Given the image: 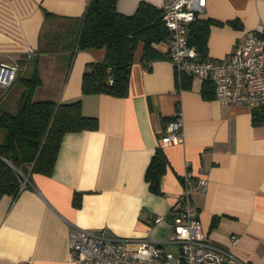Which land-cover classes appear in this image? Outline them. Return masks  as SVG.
Wrapping results in <instances>:
<instances>
[{
    "label": "crops",
    "instance_id": "crops-1",
    "mask_svg": "<svg viewBox=\"0 0 264 264\" xmlns=\"http://www.w3.org/2000/svg\"><path fill=\"white\" fill-rule=\"evenodd\" d=\"M140 2L158 9L164 0H117L116 9L131 15ZM86 5L87 0H0V64L22 63L33 48L41 79L33 100H79L82 114L98 121L96 130L63 135L49 175L32 174L31 186L15 199H0V264H73L72 226L165 242L186 175L208 181L205 194L191 196L208 239L242 261L264 264V112L206 99L195 78L189 88L178 89L166 41L153 44L162 57L147 62L146 70L143 45H137L126 97L83 94L82 73L105 54L104 48L74 46ZM44 12L55 18L45 20ZM199 18L219 23L209 27L204 59H223L247 30H264V0H206ZM29 65L5 98L0 95L9 112L16 111L24 92L19 78L32 71ZM177 106L182 142L161 146ZM255 117L259 124H253ZM158 146L167 160L161 194L145 180ZM74 193L81 195L79 207L72 205ZM156 217L164 220L154 223Z\"/></svg>",
    "mask_w": 264,
    "mask_h": 264
},
{
    "label": "trees",
    "instance_id": "trees-1",
    "mask_svg": "<svg viewBox=\"0 0 264 264\" xmlns=\"http://www.w3.org/2000/svg\"><path fill=\"white\" fill-rule=\"evenodd\" d=\"M116 2L117 0H87L85 12L79 20L75 48L105 50L103 60L88 64L82 73L83 94L126 97L133 53L139 43L143 45L145 64L162 57L153 47V44L168 38V32L161 21V8L140 2L133 14L125 15L117 11ZM44 17L45 20L55 18L49 12H44ZM212 24L219 23L198 17L187 27V43L196 49L201 59L207 54L209 27ZM42 38L46 40L48 36L43 35ZM36 64L34 56L26 65L32 71L19 78V85L24 88V92L16 111L12 113L0 107V199L3 196L15 199L19 195L22 191L20 174L27 176L30 181L32 174L51 173L64 134L92 131L98 127L96 118L82 114L79 100L70 103L33 100L36 88L41 85ZM191 79L186 74L180 75L178 83L176 77L177 88H189ZM201 94L206 99L213 97L210 81L202 82ZM260 122V119L253 118V124ZM166 165L165 154L158 146L145 172L149 189L155 194H161L160 179L166 171ZM80 199L81 195L74 193L72 205L79 207ZM216 223L217 218H213L211 227H215Z\"/></svg>",
    "mask_w": 264,
    "mask_h": 264
},
{
    "label": "built area",
    "instance_id": "built-area-1",
    "mask_svg": "<svg viewBox=\"0 0 264 264\" xmlns=\"http://www.w3.org/2000/svg\"><path fill=\"white\" fill-rule=\"evenodd\" d=\"M205 3L206 0H164L161 6V21L168 32L166 57L173 66L177 82L184 74L201 82L210 81L213 98L221 106H245L264 112V30L261 27L247 30L242 39L234 44L228 57L201 59L196 49L188 45L186 36L188 25L203 12ZM34 56L36 51L29 47L23 55V63L13 60L0 64V89L11 88L19 71L25 69ZM182 139L183 121L177 106L174 119L167 123L159 145H177ZM20 175V189L30 187L29 178ZM181 181L183 186L177 198L178 209L168 221L170 236L165 242H153L148 238H121L106 229L87 230L72 226L68 235L72 263L249 264L213 244L202 231L191 196L195 192L206 193L207 179L191 180L186 175ZM162 220L156 217L153 222ZM235 242L233 238L232 243ZM164 245H170L172 250H166Z\"/></svg>",
    "mask_w": 264,
    "mask_h": 264
},
{
    "label": "rangeland",
    "instance_id": "rangeland-1",
    "mask_svg": "<svg viewBox=\"0 0 264 264\" xmlns=\"http://www.w3.org/2000/svg\"><path fill=\"white\" fill-rule=\"evenodd\" d=\"M17 87H18V89L20 88V86H17ZM2 91H3V93L7 92V90H0V95H1ZM17 92H18V90L16 89L13 93H17ZM6 95H7V94L5 93L2 97L5 98ZM0 106L3 107V104L0 103ZM164 248H165L166 250H172V247H171L170 245H164Z\"/></svg>",
    "mask_w": 264,
    "mask_h": 264
},
{
    "label": "bare ground",
    "instance_id": "bare-ground-1",
    "mask_svg": "<svg viewBox=\"0 0 264 264\" xmlns=\"http://www.w3.org/2000/svg\"><path fill=\"white\" fill-rule=\"evenodd\" d=\"M204 7H205V6H204ZM203 9H204V8H203ZM200 15H201V14H198V15L196 16L195 20H196ZM195 20H194V21H195ZM194 21H193V22H194ZM191 23H192V22H191ZM169 122H170V121H169ZM201 228H202V227H201ZM202 231H203V230H202Z\"/></svg>",
    "mask_w": 264,
    "mask_h": 264
},
{
    "label": "water",
    "instance_id": "water-1",
    "mask_svg": "<svg viewBox=\"0 0 264 264\" xmlns=\"http://www.w3.org/2000/svg\"><path fill=\"white\" fill-rule=\"evenodd\" d=\"M6 161V160H5ZM7 162V161H6Z\"/></svg>",
    "mask_w": 264,
    "mask_h": 264
}]
</instances>
